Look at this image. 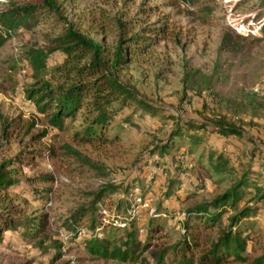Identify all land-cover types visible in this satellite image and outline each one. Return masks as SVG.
Instances as JSON below:
<instances>
[{"label":"rangeland","instance_id":"obj_1","mask_svg":"<svg viewBox=\"0 0 264 264\" xmlns=\"http://www.w3.org/2000/svg\"><path fill=\"white\" fill-rule=\"evenodd\" d=\"M29 1L33 0H0V11ZM59 2L61 14L40 15L0 45V163L15 158L8 168L18 178V184L2 191L0 210H6L2 207L6 203L14 218L44 221L31 233L24 226L5 229L0 264H183L179 245L163 258L161 253L183 240L189 207L224 192L247 168L264 192V0ZM135 18L140 22L134 30L124 25ZM164 21L169 23V36L134 54L121 70L123 80L156 106L155 113L142 104L124 105L102 137L83 140L76 135L88 123L82 111L57 129L27 97V89L38 78L26 51L54 46L56 36L70 24L113 48L122 31L131 33L146 22ZM227 32L232 38L226 45L240 34V47H222ZM62 61L61 50L53 51L41 78L64 81L55 69ZM192 67L212 74L211 86L186 87L184 74ZM218 114L240 124L244 134L192 129L201 134L200 142L178 136V147L160 154L157 148L175 126V117L203 121ZM211 152L214 159L219 152L229 158L227 171L217 172L210 165ZM176 174L180 185L171 182ZM106 185L110 186L98 203L103 218L119 204L121 210H131L133 223L127 220L122 228L108 224L103 237L113 246L128 238L134 227L136 259L91 251L86 243L93 234L88 230L89 214L81 219L84 228L77 229L74 238L67 236L74 212L92 203ZM245 190L239 204H254L260 191L254 184ZM261 202V211L249 219L255 224L246 247L249 258L220 264H254L264 253V197ZM232 212L228 209L213 227L196 231L198 245L188 252L195 255L192 264H202L200 251L227 226Z\"/></svg>","mask_w":264,"mask_h":264},{"label":"trees","instance_id":"obj_2","mask_svg":"<svg viewBox=\"0 0 264 264\" xmlns=\"http://www.w3.org/2000/svg\"><path fill=\"white\" fill-rule=\"evenodd\" d=\"M62 5L59 0H33L0 11V45L5 43L14 33V31L26 26L30 21L37 19L40 15L61 14ZM139 20L131 19L124 25H129L134 30L139 24ZM130 23V24H129ZM169 23L164 22H146L139 30L131 33L122 31L119 42L115 47H110L104 41L80 31L73 25H69L61 34L56 36L55 45L50 48L32 46L26 51L27 59L37 77L36 83L27 89V97L31 99L38 108L48 114V122L57 129H62L65 120L75 118L82 111L88 123L86 126L76 132V135H82L83 140H93V137H102L103 131L107 128L120 108L128 104H142L148 112L155 113L157 108L154 104L141 98L135 86L122 78L121 70L132 60L134 54L146 52L155 42L169 36ZM264 30V20L262 27ZM248 30L246 35H249ZM240 34L231 44L226 45L227 40H231L232 35L228 32L223 39L222 47L236 49L240 47ZM255 40L260 37L255 36ZM60 49L63 54V61L55 69L65 80L52 82L41 78L48 64L50 54ZM186 87L203 88L205 85L211 86L213 82L212 74L202 71L199 67L187 69L184 74ZM175 126L168 132L165 139L161 140L158 150L161 155L169 153L173 148H177L176 137H188L190 142L198 143L201 141V134L191 132L192 129H208L219 133L230 135H243L245 130L235 121L224 114H218L213 118L203 121L195 119L179 120ZM105 136V135H104ZM264 157V149L262 150ZM209 154L210 165L217 172L227 171L229 158L222 152ZM15 158L0 163V196L3 190L9 186L18 184V178L13 174L14 169L8 168ZM252 170L247 168L243 174L224 192L218 194L209 201L200 202L187 209V220L185 235L182 241L171 247L162 250L161 258L165 253L178 245L179 251L183 255V264H192L195 262L194 253L188 254L193 246H197L198 233L196 231L213 227L221 221L224 213L229 209L233 210L229 214L227 226L214 239H211L206 246L202 248L199 254V262L206 264L209 262L220 264L230 260L246 261L249 257L246 253V247L249 239V231L255 224L249 220L255 217L262 206L264 192L261 193V186L256 179L251 178ZM171 182L181 184V179L176 174ZM254 184L259 193V197L254 204L240 205L245 189ZM110 185L103 186L96 192V197L87 206H82L76 210L71 217L67 236L74 238L77 229L84 228L81 225V219L89 214L88 230L93 232L92 236L86 241L89 249L104 257H113L121 260L136 259V236L134 227L128 231V238L119 244L111 245L110 241L103 237L105 228L108 224L112 227L122 228L127 224V220L133 223L131 210H121V206L116 204L112 214L103 218L102 205L99 207V199L104 197L107 188ZM0 210V238H2L5 229L16 231L24 226L25 232L31 233L32 229L39 230L43 220H37L33 217L14 218V210L9 204L3 203ZM128 209V208H126ZM8 212L9 216H6ZM31 227V228H30ZM30 228V229H29ZM29 229V230H27ZM102 235L99 236L98 233ZM254 264H264V253L257 256Z\"/></svg>","mask_w":264,"mask_h":264}]
</instances>
